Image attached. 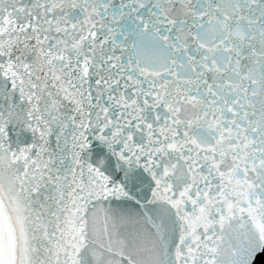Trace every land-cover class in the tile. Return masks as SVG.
I'll return each instance as SVG.
<instances>
[{"label": "snow or ice", "instance_id": "snow-or-ice-1", "mask_svg": "<svg viewBox=\"0 0 264 264\" xmlns=\"http://www.w3.org/2000/svg\"><path fill=\"white\" fill-rule=\"evenodd\" d=\"M0 264H264V0H0Z\"/></svg>", "mask_w": 264, "mask_h": 264}]
</instances>
